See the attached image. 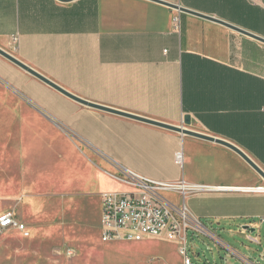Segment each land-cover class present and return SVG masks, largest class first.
<instances>
[{
	"label": "crops",
	"instance_id": "crops-1",
	"mask_svg": "<svg viewBox=\"0 0 264 264\" xmlns=\"http://www.w3.org/2000/svg\"><path fill=\"white\" fill-rule=\"evenodd\" d=\"M159 1L264 39V0ZM0 48L97 106L171 126L189 116L190 130L232 143L264 172L257 40L151 0H0ZM120 169L210 190L186 206L212 228L264 219V180L231 150L80 104L0 58V189H17L37 216H79L64 226L100 239L101 194L134 190ZM254 223L264 229L239 228Z\"/></svg>",
	"mask_w": 264,
	"mask_h": 264
},
{
	"label": "rangeland",
	"instance_id": "rangeland-1",
	"mask_svg": "<svg viewBox=\"0 0 264 264\" xmlns=\"http://www.w3.org/2000/svg\"><path fill=\"white\" fill-rule=\"evenodd\" d=\"M17 194V189H0V214L10 211L24 225L23 231L9 229L0 236V264H183L175 241L148 238L141 242L103 243L99 231L86 232L72 225L64 226L65 218L73 222L79 216H58V213L37 216V205H27ZM193 202V199L187 200L188 205ZM89 210L92 214L95 212L94 202ZM201 221L205 222L206 218ZM252 221L260 222L241 218L221 220L213 227L215 236L253 264H264L260 259L264 251V229L256 238L257 232H244L239 228ZM191 236L188 232V246L197 247L196 252L207 264H241L213 240Z\"/></svg>",
	"mask_w": 264,
	"mask_h": 264
},
{
	"label": "built area",
	"instance_id": "built-area-1",
	"mask_svg": "<svg viewBox=\"0 0 264 264\" xmlns=\"http://www.w3.org/2000/svg\"><path fill=\"white\" fill-rule=\"evenodd\" d=\"M178 21L175 18V23ZM174 159L176 165L181 166L183 154L177 152ZM119 171L123 181L133 186L134 190L101 194V242H141L148 238H162L177 242L183 264H207L201 254L196 252L197 247L188 246L187 233L191 232L192 238L207 237L213 240L227 255L237 258L241 264H253L217 238L212 223L202 222L189 212L186 198L191 194L210 190L191 189L184 182L173 185L158 182L126 169ZM168 194L175 195L177 200L169 199ZM260 223L264 224V219ZM9 229L24 230V225L10 211L0 215V236ZM248 229L259 234L256 238L261 234V228L256 223L249 225ZM240 230L246 231L244 227ZM260 259L264 262V251Z\"/></svg>",
	"mask_w": 264,
	"mask_h": 264
},
{
	"label": "water",
	"instance_id": "water-1",
	"mask_svg": "<svg viewBox=\"0 0 264 264\" xmlns=\"http://www.w3.org/2000/svg\"><path fill=\"white\" fill-rule=\"evenodd\" d=\"M60 1H64V0H60ZM151 1L159 3V4H162L164 6H167L168 8H171V9L176 10V11L181 12V13L189 14V15H192V16L204 19V20H208V21L219 23V24H221V25H223V26H225V27L237 32V33H240V34H243L245 36H248V37H250V38H252L254 40H257V41H259V42L264 44V39L263 38H260L258 36L253 35V34L245 32L244 30L239 29L237 27H234L232 25L226 24L225 22H223L221 20H218V19H216L214 17L207 16V15L200 14V13H196V12H192L190 10L181 8V7L177 6V5L168 4V3H165V2H162V1H159V0H151ZM0 56L2 58H4L5 60H7L8 62L12 63L13 65L17 66L21 70L25 71L29 75L33 76L34 78L40 80L41 82H43L44 84H46L49 87L53 88L54 90L58 91L59 93L63 94L64 96H66V97H68V98H70V99H72V100H74V101H76V102H78L80 104L89 106L91 108L99 109V110H102V111H106V112H109V113L117 114V115H120V116H123V117H127V118H130V119L136 120L138 122H142V123H145V124L156 126V127H159V128L171 131V132L178 133V134L183 135V136H189V137L197 138V139H200V140H203V141H206V142H210V143H214V144L223 146V147L231 150L232 152H234L236 155H238L244 162H246L264 180V172L259 168V166L257 164H255V162H253V160L251 158H249L242 150H240L239 148H237L236 146H234L230 142L216 140V139H214V138H212V137H210L208 135L192 131V130H190V129L186 128V127H183V126H171V125L160 123V122H156V121H153V120H150V119H147V118L126 114L124 112H119L117 110H112V109L100 107V106H97L95 104L86 102V101H84V100H82V99H80V98L68 93L63 88L57 86L56 84H54L53 82H51L47 78L41 76L35 70H33L32 68L28 67L27 65H25L24 63H22L21 61L16 59L14 56L9 54L8 52L2 50L1 48H0ZM183 124H184V126H190L191 125V119H190L189 116H185L184 117ZM244 229L245 230H249L251 233L253 232V229H248L247 226L244 227Z\"/></svg>",
	"mask_w": 264,
	"mask_h": 264
},
{
	"label": "bare ground",
	"instance_id": "bare-ground-1",
	"mask_svg": "<svg viewBox=\"0 0 264 264\" xmlns=\"http://www.w3.org/2000/svg\"><path fill=\"white\" fill-rule=\"evenodd\" d=\"M188 186H189V188H191V189H199V188H202V187H195V186H190L189 184H188ZM254 189V188H253ZM260 190H264V188H261Z\"/></svg>",
	"mask_w": 264,
	"mask_h": 264
}]
</instances>
